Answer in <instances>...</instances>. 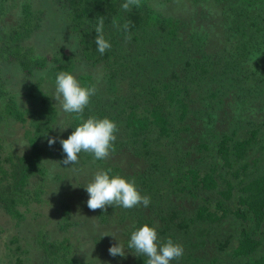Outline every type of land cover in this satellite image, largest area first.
Instances as JSON below:
<instances>
[{"label": "rangeland", "instance_id": "1", "mask_svg": "<svg viewBox=\"0 0 264 264\" xmlns=\"http://www.w3.org/2000/svg\"><path fill=\"white\" fill-rule=\"evenodd\" d=\"M0 2H5L10 8L3 17L5 21L0 24V49L14 42L19 26L29 23V33L23 38L21 47L23 51L30 49L34 57H44L42 63L47 64L45 70L26 79L19 63L10 62L5 53L0 55V91H3L0 98L12 97L20 110H28L26 121L22 122L15 117L6 118L0 109V164L8 173L6 179L0 174V180L2 184L11 186L10 189L0 190L11 191L14 188L17 181L12 177L13 173L22 176L26 169L22 163L31 151V138H39L40 144L49 151L45 157V176L36 172L33 178L26 179L27 185L23 186V195L27 198V192L34 193V186L43 181L44 190L39 197L41 202L32 201L27 206H19L18 209L24 213V221L19 226L5 213L0 214V264H44L42 250L37 242L41 238L48 242L67 239L77 258L85 263L133 264L134 258L144 257L128 249L130 238L127 235L145 224L157 229L161 242L171 238L174 243L183 246V256L170 264H210L211 261L220 264L227 261L230 256L229 245L238 240L243 223L232 215L234 205L224 204L229 213L221 222H200L187 230L183 226L179 228V225L186 224L183 221L185 217L198 215L201 203L192 204L181 190L180 170L178 172L173 165L178 161L174 150L176 145L171 141L150 143L149 148H159L157 155H149L144 145L142 149H136L128 136L117 137L126 127V116H122L117 119L119 125L115 122L118 131L115 133L117 139L114 148L118 146L119 150L111 151L106 160H95L91 154L81 152L79 162L74 166L62 163L66 155L59 140L68 139L80 123L94 117L97 111L96 99H91L78 118L77 114L63 112L54 100L56 76L48 68L65 64L61 59L63 57L71 58L70 61L78 58L80 48L77 34L72 32L69 16L58 0ZM23 2L29 3L31 7L29 18L22 13ZM148 4L163 15L177 19L179 23L175 34L170 33V28H164L162 35H168V41L163 36L160 40L143 37L142 47L133 53L136 63L133 74L142 75L137 81L132 83L127 80L129 73L118 71L116 79L108 84L103 74L106 72L104 64L95 63L94 58L84 66L71 64L70 68H62L60 72H69L78 81L81 75H90L97 84V80L102 79L105 84L99 96L102 102L119 94L129 103L139 105L144 112L151 109L147 102L154 101L151 90L156 79L161 80V85L167 82L187 88L190 91V114L182 119L173 114L174 108L169 109L176 119L175 128L181 131L177 143L182 148L181 155L195 159L188 157V152L193 154L206 136L210 139L213 136L221 138L224 134L232 135V132L237 131L240 138L250 139L256 132L253 138L261 143L253 145L254 149L247 154L252 166L249 171L253 170V174L264 172V150H261L264 145V81L254 80L252 76L254 85L248 86L230 73L226 75L222 69L231 59L228 55L231 46L226 45L220 25L222 9L228 3L215 6L206 0H148ZM200 45L204 46L208 54H222L225 59L224 64L216 60L215 64L203 68L208 73L198 80L203 62ZM95 48L96 45L93 50ZM248 67L252 73L256 71V68L252 70ZM263 74L264 71L258 73L260 76ZM157 76L161 77L150 79ZM256 78L259 77L256 75ZM164 91L167 92L166 89ZM199 98L206 99V105L211 104L209 109L204 103L200 105ZM196 99L198 104L194 103ZM7 106H10V102ZM91 106L92 113L89 114ZM127 107V104L122 103V109ZM209 113L213 114L215 122L209 118ZM77 118L81 119L79 123H76ZM49 138L57 140L51 147ZM214 154L212 157L211 154L207 156L202 153L199 159H195L200 163L194 165L210 172L219 157L216 150ZM108 169H111L110 178L119 175L129 181L134 180L140 194L150 197L149 206L139 205L131 209L109 206L106 212L103 209L90 210L87 206L89 195L84 187L92 181L96 171ZM224 175L232 179L234 177L233 173L224 172ZM212 192L215 197H221L219 190ZM261 232L264 233V224ZM170 233L176 234L169 237ZM16 238L18 242L13 244ZM118 242L126 250L124 257L109 254V248ZM227 243L229 245L226 246ZM224 246L227 249L221 251ZM263 256L264 243L256 257Z\"/></svg>", "mask_w": 264, "mask_h": 264}, {"label": "trees", "instance_id": "2", "mask_svg": "<svg viewBox=\"0 0 264 264\" xmlns=\"http://www.w3.org/2000/svg\"><path fill=\"white\" fill-rule=\"evenodd\" d=\"M58 1L69 16L72 32L77 34L80 49L77 53L78 58L75 57L70 61L71 58L63 57L61 59L65 64L50 66L48 70L53 76H57L62 68L66 70L68 67L70 68L71 64H76L77 67L84 66L87 62H90L91 58H94L95 63L104 64L106 72H103V74L105 73L104 76H106L105 79L108 84L116 79L118 71L129 73L127 80L134 83L142 75L133 74L136 66L133 53L137 48L142 47L143 37L148 36V39L152 37L160 40L165 27L170 28L171 34H175L179 23L177 19L156 11L154 7L148 4V0H140L139 7L131 5L128 10L122 8V4L126 0ZM206 1L214 3L215 6L225 2L228 3L222 9L220 16L223 38L226 45L231 46L230 50L227 49L231 59L228 60L225 67L224 65L222 67L224 73L226 75L230 73L233 78L248 86L254 85L252 76L254 80L264 81V74L262 76L258 75V73L264 71V0ZM22 5V13H25L29 18L31 14L29 3L23 2ZM9 9L5 2H0V16L2 17H0V24L5 21L3 17ZM17 14L19 16V13ZM101 18L104 21L103 35L106 41L111 44V48L106 50L103 55L97 51V46L93 50L96 39L95 28ZM23 25L19 26V30L15 33L14 42L0 49V55L2 56L5 53L6 59L10 62L19 63V66L24 69L25 78L27 79L37 72L45 70L44 66L47 67V64L43 65L44 60L42 58L44 57H34V53L30 49L27 48L23 51L21 43L29 33L30 24ZM124 25L128 26L127 30H125ZM163 37L167 39L168 35ZM203 47V45L199 46V50L203 52V62L200 65L198 80H201V77H205L208 73L203 68L215 64L216 60L223 63L225 59V55L222 54H208ZM248 66L252 70L256 68V71L252 73ZM256 75L259 78H256ZM172 76L175 77V75ZM180 76L182 78V75ZM158 77L161 76L151 77L150 79ZM132 78L134 79L132 80ZM230 80L234 81V79ZM79 81L83 87H95L96 89L95 94L90 98V100L96 99L95 103H97V111H95L96 115L94 117L98 119L108 118L119 125L117 119L126 116L125 131L118 133L117 137L126 138L125 136H128L136 149H142L144 145L145 149L150 152L149 155H157L159 150L158 147L149 148L150 143L162 144L171 141L173 145H176L174 150L178 161L173 165L178 172L180 170V183L183 188L181 190L184 191L186 198L192 204L194 202L201 203L198 215L188 214L190 217L183 219L186 224L179 225V228L183 226L187 230L196 227L200 222L219 223L229 213L224 204L234 205L235 211L232 215L243 223V229L237 241L234 243L229 242V244L232 243L231 245L226 244L230 247L228 249L230 256L227 261L220 264H264V256L256 257L264 243V233L261 232V227L264 224V172L258 171L254 174L253 170L250 172L249 169L252 166L247 159L249 151L254 149L253 145L261 143L253 138L256 132L253 133V137L250 139L240 138L239 134L236 133L237 131L232 132V135L224 134L221 138L216 136L211 137V139L209 136L204 137L193 154L188 152L187 156L199 159V156L204 153L207 156L211 154L213 157L215 156L214 150H216V155L219 157L216 158L210 172H207L194 165L200 162L181 155L182 148L177 144L181 131H177L175 128L176 119L172 117L169 111V109L174 108L173 114H177L182 119L190 114L189 89L167 82L161 85V80L156 79V81H153L155 85L151 90L154 103L148 101V106L151 109L144 112L139 105L129 103L128 99L122 98L119 94L102 102L100 99L102 97H99L102 87H105L102 79L97 80V84L90 75H81ZM165 89L167 92L164 91ZM0 93H3V91H0ZM199 100L200 105L205 104L204 100L206 101V99L199 98ZM9 102L10 106H7ZM122 103L127 104L128 107L122 109ZM194 103L198 104V99ZM210 106L211 104L207 103L206 107L208 109ZM0 109L6 118L15 117L19 121H26L25 116L28 110H20L12 97L10 99L0 98ZM91 109L92 106L89 114L92 113ZM115 109L118 110L115 112ZM208 115L210 119L214 118L212 113ZM80 121L81 119L77 118L76 123ZM30 149L29 155L22 163L26 167L22 176L17 173L12 174V177L17 181L14 183V188L11 191L0 190V214L5 213L18 226L24 221V213L18 209L19 206H27V203L32 201L40 203L39 197L45 185L43 181L38 182V185L34 186L32 190L34 193L27 192V198L23 195V186L27 185V178H33L36 172L41 173L43 176L46 174L44 171L45 157L49 151L40 144L39 138L30 139ZM115 149L119 150L118 146H115ZM174 150L172 149V153H174ZM261 150H264V145L261 146ZM147 160L146 162H149ZM224 172L227 174L233 173V179L224 175ZM0 174L3 175V179L8 177L7 171L1 164ZM235 180H238V183H235ZM1 182L2 180H0V189L11 188L10 185H4ZM221 187L223 188L220 189ZM215 190H219L221 197H215L212 192ZM174 234L176 233H170L169 237ZM130 237L131 233L127 235V238ZM16 242H18L17 238L13 240V244ZM37 242L42 250L44 264H89L77 258L72 245L67 239L48 242L41 238ZM224 248L227 249L224 246L220 250L222 251ZM145 260L141 257L134 258L133 264H145ZM216 263L217 261H211L210 264Z\"/></svg>", "mask_w": 264, "mask_h": 264}, {"label": "clouds", "instance_id": "3", "mask_svg": "<svg viewBox=\"0 0 264 264\" xmlns=\"http://www.w3.org/2000/svg\"><path fill=\"white\" fill-rule=\"evenodd\" d=\"M140 0H126L122 4L124 10L131 5L139 7ZM115 24V21L113 22ZM127 25H124L127 30ZM104 21L101 18L95 28L96 39L94 41L97 51L103 55L111 48L104 35ZM95 87H83L75 76L69 72L61 71L56 76L55 98L61 110L69 114L82 116L84 109L89 105L90 98L95 94ZM118 131L115 122L108 118L98 119L90 117L80 123L68 139H60L63 153L66 159L64 165H75L79 162V154L86 152L91 154L95 160H106L111 151H115L114 142ZM57 142L56 138H49L48 144L51 147ZM107 171L98 170L90 183L84 188L89 195L87 206L95 211L103 209L105 212L109 206H118L125 209L143 205L148 207L150 197L142 196L135 186V181H129L119 175L110 178ZM94 219V218H92ZM128 249L134 250L135 255L146 258L145 264H170L171 261L179 260L184 254V248L169 238L161 242L157 229L143 225L131 233L128 242ZM109 254L113 257L126 255L125 248L118 242L109 248Z\"/></svg>", "mask_w": 264, "mask_h": 264}]
</instances>
